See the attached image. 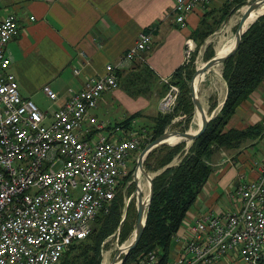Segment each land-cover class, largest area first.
Masks as SVG:
<instances>
[{
  "label": "built area",
  "instance_id": "1",
  "mask_svg": "<svg viewBox=\"0 0 264 264\" xmlns=\"http://www.w3.org/2000/svg\"><path fill=\"white\" fill-rule=\"evenodd\" d=\"M213 1L176 0L177 24L185 28L189 14ZM18 32L14 15L0 20V264H60L67 248L86 240L118 197L129 204L126 190L132 181L126 180L137 171V153L150 137L133 129L135 120L129 129L109 127L91 112L105 92L118 88V70L152 50L153 34H140L116 65L88 78L79 92L70 89V100L49 116L22 97L9 72L6 46ZM185 44L188 63L197 44L192 37ZM161 81L167 90L159 112L169 115L180 88L171 79ZM44 92L57 101L49 86ZM258 168L257 179L239 182L240 210L207 214L190 227L186 241L174 238L180 247L173 246V264H232L236 259L264 264V160ZM119 236L120 228L112 238L119 241ZM156 263L150 253L131 264Z\"/></svg>",
  "mask_w": 264,
  "mask_h": 264
},
{
  "label": "crops",
  "instance_id": "2",
  "mask_svg": "<svg viewBox=\"0 0 264 264\" xmlns=\"http://www.w3.org/2000/svg\"><path fill=\"white\" fill-rule=\"evenodd\" d=\"M227 1L231 0H214L197 8L187 16L186 27L181 28L175 13L176 0H0V20L14 15L19 23L17 36L6 46L12 59L9 72L16 77L24 99L42 102L45 86L58 94L57 101L51 100L52 109L43 111L51 116L70 100V89L79 92L88 78L103 76L106 66L116 65L140 34L150 29L153 48L142 57L150 62L148 66L159 80L170 79L184 65L186 40L198 29L202 17L221 9ZM133 65L134 61L118 70L123 76L119 83L125 82V72ZM147 98L150 101H132L120 90L107 91L91 115L112 127L122 123L118 119L125 116L126 106L135 113L140 112L137 114L144 121L153 123L148 132L160 113L162 97L154 94ZM263 116L264 84L236 112L229 126L245 128L260 122ZM262 143L264 137L248 142L237 151H214L209 159L213 172L177 233L178 239L186 241L190 227L207 214L240 210L241 199L236 190L241 179L259 177L258 164L264 160ZM174 245L180 247V244Z\"/></svg>",
  "mask_w": 264,
  "mask_h": 264
},
{
  "label": "trees",
  "instance_id": "3",
  "mask_svg": "<svg viewBox=\"0 0 264 264\" xmlns=\"http://www.w3.org/2000/svg\"><path fill=\"white\" fill-rule=\"evenodd\" d=\"M244 1L246 0L227 1L221 9L204 15L198 29L191 36L198 47L204 45L205 41L221 28L234 6ZM238 26L239 24L227 34L226 39L230 40L231 44H225L223 54L231 48ZM146 32L150 33V29ZM196 53L198 54L195 52L191 60L184 63L170 78L172 83L177 82L176 85L180 88L177 105L173 113H159L155 117V124L150 133L152 135L149 140H145L142 150L164 134L168 127L174 126L173 121L180 114L184 117L177 125L180 131L186 132L191 127L195 112L190 83L196 72ZM214 56V48L209 45L204 53V61L207 62ZM142 58L134 60L133 68L125 72V85L134 87L138 95L150 97L157 94L158 98L163 97L167 85L159 80L144 61V57ZM117 74L119 79L123 77L121 72ZM222 76L227 87V97L221 108L215 97H211L209 114L218 108L219 112L217 111L209 122L206 131L188 148L187 142L183 141L176 146L156 149L147 156L144 168L148 173L156 174L153 180L154 195L142 238L124 264L138 263L150 253L157 256L156 264H169L174 238L177 237L187 214L213 172L209 159L214 151H237L248 142L262 140L264 137V116L260 122L245 128L229 126L236 112L264 84V17L251 25L243 35L237 53L223 64ZM137 116L138 114H135L120 124L129 129ZM177 156L181 157L180 163L173 165ZM133 173L134 171L126 181L133 180ZM134 191L135 184L132 183L128 188V195L131 196ZM142 198L144 200L145 196ZM136 223L134 200L126 206L123 197H118L110 212L96 219L93 233L86 240L75 242L67 248L60 264H102L103 250L116 231L120 228L119 244L122 245L132 238Z\"/></svg>",
  "mask_w": 264,
  "mask_h": 264
},
{
  "label": "water",
  "instance_id": "4",
  "mask_svg": "<svg viewBox=\"0 0 264 264\" xmlns=\"http://www.w3.org/2000/svg\"><path fill=\"white\" fill-rule=\"evenodd\" d=\"M247 6V10L244 12L242 19L240 21V24L238 26V29L235 32L236 35V43L234 48L224 57L222 58H217L216 54L215 56L210 59L209 61L204 63V67L202 69L197 68L196 72L192 78L191 84H190V90H191V97H192V102L194 105V112L196 114H200L202 117V124L199 127L198 131L195 134H191L189 131L187 132H180V131H165L164 134L159 136L157 139L154 141L150 142L139 154L138 160H137V168L141 169L143 171V176L146 178V180L149 182V195H148V200L146 204L142 201V195L137 193V204H136V210H137V223L135 226V231L133 233V238L130 243V245L127 247L125 251H123L121 248L118 249L113 261L110 264H124L125 260L127 259L128 255L137 247L138 243L140 242L142 235L144 233L146 221H147V216L149 212V208L153 199L154 195V185H153V180L155 176H151L146 169L144 168V162L147 158V156L153 152L156 149L165 147V146H176L181 142H190L193 143L195 140H197L207 129L209 122L215 117L217 110H214L209 116L207 112H205V109L203 108V105L201 103L200 98L198 97L197 93L195 92L194 88V83H195V78L199 74H204L214 66L218 64H224L228 59L233 57L236 53L237 50L239 49V46L242 42V37L243 35L248 31V28L246 31H244L245 24L247 21L252 18L253 16H257L258 21L260 18L264 17V0H253V1H244L240 4H237L230 14L227 17L226 23H228L233 16L235 12L240 11L243 7ZM255 21V22H256ZM254 22V23H255ZM253 23V24H254ZM252 24V25H253ZM177 84V82H175ZM227 94L225 96L226 100ZM219 106L220 108L224 105V102ZM219 112V110H218ZM173 134L176 138L183 139L181 142L176 143V144H171V142L168 141L169 135ZM134 183L137 185V179L136 177L134 178ZM138 188V187H137Z\"/></svg>",
  "mask_w": 264,
  "mask_h": 264
},
{
  "label": "rangeland",
  "instance_id": "5",
  "mask_svg": "<svg viewBox=\"0 0 264 264\" xmlns=\"http://www.w3.org/2000/svg\"><path fill=\"white\" fill-rule=\"evenodd\" d=\"M246 1H253V0H246ZM255 1V0H254ZM235 7V6H234ZM232 11V10H231ZM239 14V11L238 12H235L232 16V18L236 15ZM226 24V23H225ZM225 24L220 28V30L217 31L216 34H214L212 37H210L205 43H204V46L202 47H198L197 45V50L196 52H198L197 54V58H195V67L196 69L200 66L199 64H203L205 63L204 61V50L205 48L208 46V45H212L213 48H214V51H215V54H216V41L218 39V37L221 35V32L223 30V28L225 27ZM215 43V44H214ZM227 43L228 44H231L230 40L226 39L224 44H223V53H224V49H225V44ZM197 44V43H196ZM200 48V49H199ZM199 50L202 52L201 54H199ZM206 51V50H205ZM147 57V55H145ZM197 59L199 60V62L197 61ZM147 65L150 64L149 61L146 62ZM199 65V66H198ZM215 67L211 68V69H214ZM210 69V70H211ZM210 70H208L210 72ZM223 71V69H222ZM211 76L208 77V79L206 80V82L203 84L202 86V92H203V103L205 105L204 109H205V112H207V114L209 116H211L209 113V108H210V99L211 97H215L216 101L219 103V106L223 103V101L225 100V96H226V92H227V87H226V83L222 77V74H221V77H218V73H216V70L213 71V73L210 74ZM213 76V77H212ZM200 82V80H199ZM191 84V83H190ZM201 85V84H200ZM211 88V89H210ZM116 90H120L122 93L125 94V97H127L128 99L132 100V101H137L139 99H145L147 101H150V99H148L147 97H145V95H138L135 93V88L134 87H128L125 85V82L124 81H121L119 83V86H118V89ZM219 91V92H218ZM213 92V93H212ZM44 96H45V99H44V96H43V101L40 102L36 99L33 100V102L42 110V111H45V109H48V111H50L52 108L50 107L52 104H51V100L46 97L45 93L43 92ZM58 95V94H57ZM218 95V96H217ZM222 98V99H221ZM220 101V102H219ZM221 103V104H220ZM42 104V105H41ZM118 108V105L116 106ZM154 107L151 106V108ZM51 108V109H50ZM219 110V108L217 109V111ZM239 112V110L237 111ZM137 113H140V112H137ZM135 113L134 111H131L129 110L126 106H125V116L123 118H120L118 119V121H121L123 122V120L125 121L126 119H128L129 117L137 114ZM184 119L183 115L180 114L178 115L174 121H173V125L174 126H170L168 127L167 131H180V127H178V123L182 122ZM152 122H147V121H144L141 117V114H139L136 118H135V121L133 123V129L135 131H141L144 135H146V133H148V136L150 137V133L151 131H148L146 132L147 130H149V127L152 126ZM247 126V125H245ZM192 128H196V125L194 124V122H192V125L191 127L189 128L188 131H190V129ZM145 130V131H143ZM182 132V131H180ZM187 132V131H186ZM188 145V144H187ZM191 144H189L188 146H190ZM262 145H264V143H262ZM187 146V148H188ZM142 151V150H140ZM141 152L137 153V157L139 156ZM175 161H178L180 163V160H181V157L180 156H177L175 159ZM178 163V164H179ZM177 165V163H175ZM137 165V162L135 161L134 164H133V170L134 168L136 167ZM142 173V172H141ZM151 176H155L156 174L154 173H149ZM248 176V174H247ZM136 177V172L134 173V177H133V180H132V183H134V178ZM142 177H143V183H144V186H145V189H144V194L143 196H147L149 194V184L146 180V178L143 176V173L141 174V181H142ZM131 183V184H132ZM135 184V183H134ZM226 190V188H224ZM136 195V196H135ZM228 195L226 194V197ZM126 198H127V202L129 203L130 201L134 200V203H135V207H136V204H137V185L135 184V191L133 192V194L131 196L128 195V189L126 190ZM144 203H145V200H142ZM137 208V207H136ZM137 211V210H136ZM133 237V236H132ZM132 239V238H131ZM130 239V240H131ZM129 240V241H130ZM127 241L126 243L120 245L119 244V241H117V238L114 239V238H111V240H109V244L107 245V247L103 250V262L102 264H110L118 249L121 248V249H124L126 244L129 242ZM173 247H172V250L170 252V258H169V264H173L174 263V259H175V253L173 251ZM110 252V253H109ZM107 253V254H106ZM109 254V255H108ZM107 256L106 258V261H104L105 257ZM105 262V263H104ZM232 264H243L242 261H240L239 259H236Z\"/></svg>",
  "mask_w": 264,
  "mask_h": 264
},
{
  "label": "bare ground",
  "instance_id": "6",
  "mask_svg": "<svg viewBox=\"0 0 264 264\" xmlns=\"http://www.w3.org/2000/svg\"><path fill=\"white\" fill-rule=\"evenodd\" d=\"M247 6L243 7L240 11H239V14L234 16L233 18L230 19V21L225 25V27L223 28L222 32H221V35L218 37L217 41H216V56L217 58H222L224 57L225 55H227L235 46V43H236V35L234 34V40H233V43H232V46L231 48L228 50L227 53L223 54V44L226 40V37H227V34L233 29L235 28L238 24H240V21L242 19V16L244 14V12L247 10ZM257 20V16H253L252 18H250L247 23L245 24V27H244V31H246L255 21ZM238 29V28H237ZM236 29V30H237ZM215 44V43H214ZM220 47V49H219ZM219 49V50H218ZM202 53V52H201ZM200 65V66H199ZM198 68L199 69H202L204 67V63L203 64H199ZM215 68L214 69H211L210 72L207 74L206 72L204 74H199L197 75V77L195 78V92L197 93L198 97L200 98L201 100V103L203 105V108L205 107L204 103H203V92H202V86L203 84L206 82V80L208 79L209 76H211L210 74L213 73V71L216 70V73H218V77H221V74H222V69H223V65L222 64H218L216 66H214ZM213 77V76H212ZM223 77V76H222ZM201 79L202 83L200 85V82L199 80ZM199 88H200V91H199ZM211 89V88H210ZM219 92V91H218ZM213 93V92H212ZM218 96V95H217ZM222 99V98H221ZM220 102V101H219ZM221 104V103H220ZM193 122L194 124L196 125V128H192L190 129V133L191 134H195L199 127L201 126L202 124V117L200 114H196L194 119H193ZM183 139H180V138H176L173 134H170L169 135V138H168V141L171 142V144H176V143H179L181 142ZM188 145L191 144L190 142L187 143ZM189 147V146H188ZM143 173V171L139 168L137 169L136 171V179H137V193L138 194H141L142 197H143V194H144V189H145V186H144V183L141 181V174ZM148 182V181H147ZM149 183V182H148ZM136 196V195H135ZM143 200V198H142ZM145 200V204L147 202V198L145 196L144 198ZM134 236V235H133ZM133 238V237H132ZM132 239L126 244L125 248L122 249L123 251H125L127 249V247L130 245ZM110 253V252H109ZM107 254V253H106ZM109 255V254H108ZM106 258L107 256L105 257L104 261H106ZM105 263V262H104Z\"/></svg>",
  "mask_w": 264,
  "mask_h": 264
}]
</instances>
